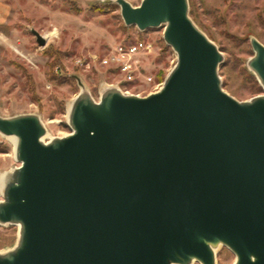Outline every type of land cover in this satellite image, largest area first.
I'll list each match as a JSON object with an SVG mask.
<instances>
[{
	"label": "water",
	"instance_id": "obj_1",
	"mask_svg": "<svg viewBox=\"0 0 264 264\" xmlns=\"http://www.w3.org/2000/svg\"><path fill=\"white\" fill-rule=\"evenodd\" d=\"M114 2L125 26L162 27L175 63L145 96L109 85L94 100L74 75L70 132L46 142L37 115L0 117L18 163L0 201L18 236L0 264H216L219 247L264 264V45L251 37L247 61L262 93L238 101L188 0Z\"/></svg>",
	"mask_w": 264,
	"mask_h": 264
},
{
	"label": "rangeland",
	"instance_id": "obj_2",
	"mask_svg": "<svg viewBox=\"0 0 264 264\" xmlns=\"http://www.w3.org/2000/svg\"><path fill=\"white\" fill-rule=\"evenodd\" d=\"M114 1L0 0V117L35 114L48 141L70 132L68 107L80 90L74 75L94 100L106 85L145 96L162 84L176 60L162 39V27L139 31L125 26ZM126 1L138 6L141 0ZM188 6L192 21L222 55L218 74L224 91L238 101L261 94L247 61L253 55L251 37L264 45V0H188ZM31 30L43 37L55 31V37L39 46ZM135 41H144L151 50L132 56V82L125 81L114 65L101 66L90 59L113 53L122 62ZM12 148L9 138L0 134V171L18 166ZM17 236V226L0 225V252L11 249ZM215 253L216 264H233L234 255L225 247Z\"/></svg>",
	"mask_w": 264,
	"mask_h": 264
},
{
	"label": "built area",
	"instance_id": "obj_3",
	"mask_svg": "<svg viewBox=\"0 0 264 264\" xmlns=\"http://www.w3.org/2000/svg\"><path fill=\"white\" fill-rule=\"evenodd\" d=\"M150 50V45L146 44L144 41H135L126 48V51L123 53L125 57L122 62H118V56L113 53L107 54L103 57H97L95 55L90 56V59L92 61H97L101 66L114 65L124 76L125 81L132 82L134 81V64L131 61L132 56L140 52H150ZM76 62L79 64L82 60L78 59ZM147 81H151V78H147ZM160 85L161 83L156 84L155 88L160 87Z\"/></svg>",
	"mask_w": 264,
	"mask_h": 264
},
{
	"label": "bare ground",
	"instance_id": "obj_4",
	"mask_svg": "<svg viewBox=\"0 0 264 264\" xmlns=\"http://www.w3.org/2000/svg\"><path fill=\"white\" fill-rule=\"evenodd\" d=\"M51 37H55V31H50V32H48V33H46L45 35H44V39L47 41V40H49ZM108 85H106V87H107ZM161 86V85H160ZM105 88V87H104ZM160 87H158L156 90H158ZM84 90H85V86H84ZM155 90V91H156ZM71 105V104H70ZM70 105H69V107H68V110H69V108H70ZM46 136H47V134L42 138V140L44 141V142H46L45 140H44V138H46ZM7 138H9V140L12 142V144H13V148H12V152L14 153V149H15V144H16V139L14 138V137H7ZM51 139V138H50ZM49 139V140H50ZM3 156H5V155H3ZM12 170V169H11ZM11 170H9V171H0V190L2 189V186H3V184H4V182L6 181V179H7V176H8V173L11 171Z\"/></svg>",
	"mask_w": 264,
	"mask_h": 264
},
{
	"label": "trees",
	"instance_id": "obj_5",
	"mask_svg": "<svg viewBox=\"0 0 264 264\" xmlns=\"http://www.w3.org/2000/svg\"><path fill=\"white\" fill-rule=\"evenodd\" d=\"M159 77H160V78H159V82H161V80L163 79V77H162L161 75H160ZM160 79H161V80H160Z\"/></svg>",
	"mask_w": 264,
	"mask_h": 264
}]
</instances>
